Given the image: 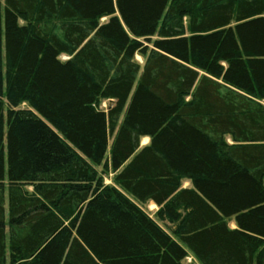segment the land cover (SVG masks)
Here are the masks:
<instances>
[{"label":"trees","instance_id":"16d2710c","mask_svg":"<svg viewBox=\"0 0 264 264\" xmlns=\"http://www.w3.org/2000/svg\"><path fill=\"white\" fill-rule=\"evenodd\" d=\"M263 102L264 0H0V264H264Z\"/></svg>","mask_w":264,"mask_h":264},{"label":"rangeland","instance_id":"374dc122","mask_svg":"<svg viewBox=\"0 0 264 264\" xmlns=\"http://www.w3.org/2000/svg\"><path fill=\"white\" fill-rule=\"evenodd\" d=\"M2 1V0H1ZM104 21V20H102ZM137 61H139L140 63L142 62L140 58H137ZM264 103V102H263ZM108 107V103L106 101H102L99 105V108L102 110H106V108ZM149 143L148 139H143L141 140L140 146L144 147ZM110 144V143H109ZM108 156V154H107ZM96 174L97 176H100V178L102 179V183L104 186H113L114 185V176L115 174L110 170H106L103 172V167H96L95 168ZM190 186V182L188 181H182L181 183V188H187ZM27 190L30 192L31 189L27 188ZM133 201V200H132ZM136 206L143 212L145 213L150 219H152L153 221H155L157 223V225H159L162 229L166 230L167 232H170V230L174 227L172 224L168 223L167 221L164 220H159L157 218V211L154 207H152V204L146 203V204H139L136 201H133ZM196 263L195 259L191 256V255H187V257L185 258V260L183 261V264H194Z\"/></svg>","mask_w":264,"mask_h":264},{"label":"crops","instance_id":"0c3cea01","mask_svg":"<svg viewBox=\"0 0 264 264\" xmlns=\"http://www.w3.org/2000/svg\"><path fill=\"white\" fill-rule=\"evenodd\" d=\"M144 139H147V138H144ZM143 140V139H142ZM141 147V146H140ZM191 188V184H190V186L189 187H187V188H181V189H190ZM149 204H152L151 206L152 207H154L156 210H158L159 208L155 205V204H153L152 202H149ZM228 227L230 228V229H235L236 227H235V224H234V222L233 221H228Z\"/></svg>","mask_w":264,"mask_h":264}]
</instances>
